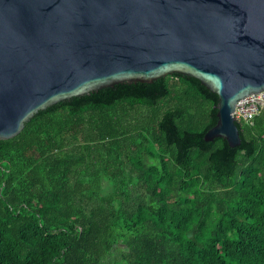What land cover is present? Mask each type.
<instances>
[{
  "label": "trees",
  "instance_id": "obj_1",
  "mask_svg": "<svg viewBox=\"0 0 264 264\" xmlns=\"http://www.w3.org/2000/svg\"><path fill=\"white\" fill-rule=\"evenodd\" d=\"M172 73L39 110L0 140V264H264V107Z\"/></svg>",
  "mask_w": 264,
  "mask_h": 264
},
{
  "label": "water",
  "instance_id": "obj_2",
  "mask_svg": "<svg viewBox=\"0 0 264 264\" xmlns=\"http://www.w3.org/2000/svg\"><path fill=\"white\" fill-rule=\"evenodd\" d=\"M172 73L218 96L204 139L240 145L236 104L264 89V0H0V140L61 100Z\"/></svg>",
  "mask_w": 264,
  "mask_h": 264
},
{
  "label": "built area",
  "instance_id": "obj_3",
  "mask_svg": "<svg viewBox=\"0 0 264 264\" xmlns=\"http://www.w3.org/2000/svg\"><path fill=\"white\" fill-rule=\"evenodd\" d=\"M264 107V89L259 92L251 93L240 99L234 111L236 120L243 119L244 121H251L258 115Z\"/></svg>",
  "mask_w": 264,
  "mask_h": 264
}]
</instances>
